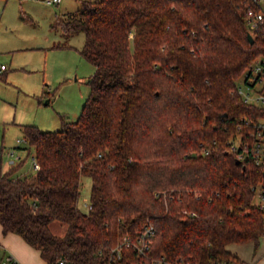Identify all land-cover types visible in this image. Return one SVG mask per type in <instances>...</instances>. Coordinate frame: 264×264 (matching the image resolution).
<instances>
[{"label": "trees", "instance_id": "obj_1", "mask_svg": "<svg viewBox=\"0 0 264 264\" xmlns=\"http://www.w3.org/2000/svg\"><path fill=\"white\" fill-rule=\"evenodd\" d=\"M259 11L252 0H83L59 18L65 36L84 33L90 94L61 130L22 126L39 168L0 172L3 233L46 264H244L227 245L258 247L264 236L253 191L261 170L237 164L225 143L241 118L264 116L236 92L264 57V21L253 43L246 24ZM147 226L145 255L124 245L112 257Z\"/></svg>", "mask_w": 264, "mask_h": 264}, {"label": "rangeland", "instance_id": "obj_2", "mask_svg": "<svg viewBox=\"0 0 264 264\" xmlns=\"http://www.w3.org/2000/svg\"><path fill=\"white\" fill-rule=\"evenodd\" d=\"M49 1L0 0V67H6L0 73V172L20 164L18 174L34 173V149L22 126L61 130L79 118L90 94L95 68L82 55L84 33L65 36L57 24L83 0ZM90 192L91 179L83 177L78 203L85 212Z\"/></svg>", "mask_w": 264, "mask_h": 264}, {"label": "built area", "instance_id": "obj_3", "mask_svg": "<svg viewBox=\"0 0 264 264\" xmlns=\"http://www.w3.org/2000/svg\"><path fill=\"white\" fill-rule=\"evenodd\" d=\"M260 11L251 12L247 18L246 24L249 33L253 36L254 31L258 29L264 21V0H252ZM61 0L49 1V4L59 3ZM5 69L4 65L0 67V73ZM236 92L241 96L243 101L249 105H255L264 111V57L255 60L252 66L241 76L236 84ZM217 141H213L216 145ZM226 150L229 154L236 157L241 163L254 161L256 166L261 170V179L253 185L255 197H258L256 205L264 210V116L243 117L240 119L225 143ZM205 154L210 152L209 148L204 149ZM39 165L34 162V169ZM154 234L153 226L139 233L132 241L130 237L125 236L122 241L112 250V257L121 258L122 247L133 246L139 255H145L150 245V238ZM1 264H16L13 259L6 257ZM154 264H171L165 257L155 260ZM179 264V263H177ZM214 264H234L233 262H217Z\"/></svg>", "mask_w": 264, "mask_h": 264}, {"label": "crops", "instance_id": "obj_4", "mask_svg": "<svg viewBox=\"0 0 264 264\" xmlns=\"http://www.w3.org/2000/svg\"><path fill=\"white\" fill-rule=\"evenodd\" d=\"M227 250L244 264H264V236L260 238L258 247L253 241H247L231 243L227 245ZM6 257L13 259L16 264H46L39 250L15 233L4 234L0 224V264Z\"/></svg>", "mask_w": 264, "mask_h": 264}, {"label": "water", "instance_id": "obj_5", "mask_svg": "<svg viewBox=\"0 0 264 264\" xmlns=\"http://www.w3.org/2000/svg\"><path fill=\"white\" fill-rule=\"evenodd\" d=\"M248 40H249L250 43L254 42V38H253V36L250 33H248ZM46 103H48V101ZM236 163L240 164L241 162L240 161H236Z\"/></svg>", "mask_w": 264, "mask_h": 264}]
</instances>
